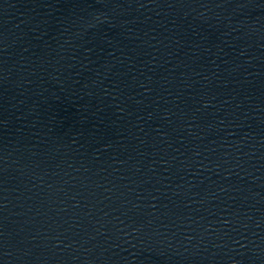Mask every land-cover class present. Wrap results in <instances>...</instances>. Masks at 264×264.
<instances>
[{
  "label": "water",
  "instance_id": "obj_1",
  "mask_svg": "<svg viewBox=\"0 0 264 264\" xmlns=\"http://www.w3.org/2000/svg\"><path fill=\"white\" fill-rule=\"evenodd\" d=\"M0 264H264V0H0Z\"/></svg>",
  "mask_w": 264,
  "mask_h": 264
}]
</instances>
